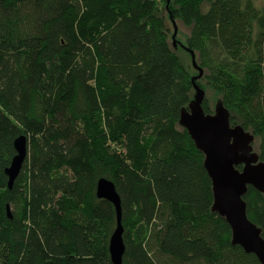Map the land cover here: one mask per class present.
<instances>
[{
  "label": "trees",
  "instance_id": "1",
  "mask_svg": "<svg viewBox=\"0 0 264 264\" xmlns=\"http://www.w3.org/2000/svg\"><path fill=\"white\" fill-rule=\"evenodd\" d=\"M163 1L191 28L198 85L254 134L264 162V5ZM161 11L158 0H0V264H114L101 178L121 200L122 264H262L212 210L204 154L179 124L194 75ZM203 108L214 112L207 97ZM244 200L264 238V193L249 186Z\"/></svg>",
  "mask_w": 264,
  "mask_h": 264
},
{
  "label": "water",
  "instance_id": "2",
  "mask_svg": "<svg viewBox=\"0 0 264 264\" xmlns=\"http://www.w3.org/2000/svg\"><path fill=\"white\" fill-rule=\"evenodd\" d=\"M169 3L170 0H167V8ZM173 24L175 39L177 27L175 22ZM173 46L177 47L176 40ZM185 49L191 54L193 67L199 74L192 78L195 92L188 107L182 109L179 124L188 130L196 147L204 154V167L212 182V210L229 223L232 243L240 245L248 253H254L264 264L262 230L249 219L244 200L249 186L264 193V162L255 151L254 134L240 124H231V113L221 100L217 101L213 113L205 112L203 103L206 92L197 83L204 69L198 64L195 51L188 47ZM27 143L24 135L15 141L16 155L6 169L9 188H12L22 170L28 152ZM97 196L115 206L117 227L110 238L109 252L114 264H122L125 253L124 229L121 200L114 183L101 178L97 183ZM7 209L9 212V207Z\"/></svg>",
  "mask_w": 264,
  "mask_h": 264
},
{
  "label": "rangeland",
  "instance_id": "3",
  "mask_svg": "<svg viewBox=\"0 0 264 264\" xmlns=\"http://www.w3.org/2000/svg\"><path fill=\"white\" fill-rule=\"evenodd\" d=\"M158 1H159V6L162 9L161 14L165 17L166 23H167L168 28H169L170 45L173 46V41L176 40L177 47L175 48L173 46L174 51L179 56L180 60L184 64V66H186L194 76L198 75L199 71L193 67L191 54L185 49V47H188L187 40H188V36L190 35V31H191L190 26H186L182 23L181 20L173 18L172 14L170 12L168 15L167 10H165V8H163L165 1H163V0H158ZM255 3L258 7H262L264 5V0H255ZM169 4H168V10H169ZM166 7H167V5H166ZM173 22H175V25L177 27V35H176L175 39H173V34H174ZM196 58H197V56H196ZM204 76H205V74H204ZM203 77H202V79H203ZM202 82H205V80L203 79ZM206 97H207V99H208V101L212 107V110H214V107L217 103V100L219 99V96H217V94L214 93V91L212 89L207 88ZM231 124L237 125L236 123L235 124L231 123ZM254 147L257 148V140L254 144Z\"/></svg>",
  "mask_w": 264,
  "mask_h": 264
}]
</instances>
